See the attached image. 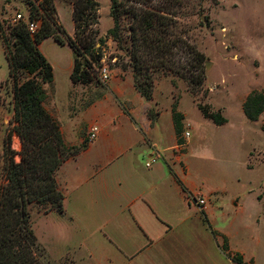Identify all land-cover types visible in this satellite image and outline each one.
<instances>
[{
  "label": "rangeland",
  "instance_id": "obj_1",
  "mask_svg": "<svg viewBox=\"0 0 264 264\" xmlns=\"http://www.w3.org/2000/svg\"><path fill=\"white\" fill-rule=\"evenodd\" d=\"M97 1L99 37L104 40L102 63L110 72L107 82L97 76L91 84L80 85L84 90L73 89L71 49L52 38L44 39L40 45L54 72L53 85L46 86L49 96L45 107L57 120L59 116L66 122L67 109L72 113L85 107L104 97L112 83L133 75L129 44L120 46L108 36L113 26L110 0ZM55 6L62 25L73 36L71 5L55 0ZM29 10V0H0L2 20L13 22L18 13L27 18ZM185 13L187 17L182 23L188 29L189 40L206 57L203 91L192 95L183 79L160 70L153 74V94L157 89L163 95L158 94L163 109H169L177 101L179 110L186 115L188 127L182 137L185 132L190 133L189 146L186 152L183 138L184 146L176 147L175 152H186L182 178L194 193L190 199L195 195L205 197L207 209L212 207L209 212L212 229L227 235L232 249L248 258L254 257L249 264H264V113L258 122H251L242 110L251 91L264 92V0H197ZM73 94L80 102L71 100ZM197 104H208L215 110L223 108L221 113L228 123L214 125L203 118ZM12 116V85L0 41V189L5 184V149L14 127ZM128 135L134 138L135 134L128 129ZM9 147L15 162H19L21 140L14 132ZM29 209L33 232L50 257V264H76L71 250L82 235H91L96 225H74L55 212L44 214L49 206L37 203ZM202 219L203 222L199 213L190 211L185 224L170 225L168 235H212L203 216ZM219 264L233 263L222 257Z\"/></svg>",
  "mask_w": 264,
  "mask_h": 264
},
{
  "label": "trees",
  "instance_id": "obj_2",
  "mask_svg": "<svg viewBox=\"0 0 264 264\" xmlns=\"http://www.w3.org/2000/svg\"><path fill=\"white\" fill-rule=\"evenodd\" d=\"M72 7L74 34L70 36L59 20L55 0H29L26 19L13 22L0 18V41L12 85L14 127L8 134L5 149V184L0 189V264H50V257L39 243L31 225L30 205L49 206L44 214L64 213V195L57 181V172L69 158L89 144L68 145L60 122L46 109V86L54 82L53 67L40 50L44 39L52 38L68 45L73 53L70 80L73 86L89 85L102 66L99 37V3L97 0H63ZM197 0H110L113 26L108 36L120 46L128 43L129 66L133 70L136 91L146 100L153 98V74L168 71L183 79L192 95L200 94L206 80V57L189 40L182 23L185 9ZM203 0H199L201 2ZM28 22L38 23L32 32ZM99 45V46H97ZM203 118L216 126L228 123L221 110L208 104H197ZM243 113L252 122L264 113V92L251 91L246 97ZM177 145L184 144V115L178 102L172 106ZM150 119L152 110L148 111ZM264 131V129H263ZM21 140V159L15 162L9 144L11 134ZM183 191L186 188L179 181ZM211 234L214 231L204 216ZM223 253L237 264L244 263L239 255H230L226 238Z\"/></svg>",
  "mask_w": 264,
  "mask_h": 264
},
{
  "label": "crops",
  "instance_id": "obj_3",
  "mask_svg": "<svg viewBox=\"0 0 264 264\" xmlns=\"http://www.w3.org/2000/svg\"><path fill=\"white\" fill-rule=\"evenodd\" d=\"M72 88L84 90L80 85ZM158 94L162 95L155 89L152 100L144 99L136 91L132 75H126L112 83L104 97L72 113L67 109L66 122L57 116L68 145H83L91 125L97 124L100 131L95 141L59 168L64 213L48 214L55 212L74 225H96L93 233L82 235L71 250L76 264H219L222 257L237 264L223 253V238L230 255H239L249 264L254 257L232 249L227 235L220 231L213 229L220 234L216 238L168 235L170 225L185 224L190 211L199 213L202 222L204 213L213 228L209 219L212 207L206 206L202 212L191 204L190 194L194 193L182 178L189 137L186 152L177 154L174 102L163 109ZM71 100L80 102L76 94ZM151 108H155L152 119L148 116ZM180 112L186 129V115ZM151 157L158 160L147 167Z\"/></svg>",
  "mask_w": 264,
  "mask_h": 264
},
{
  "label": "built area",
  "instance_id": "obj_4",
  "mask_svg": "<svg viewBox=\"0 0 264 264\" xmlns=\"http://www.w3.org/2000/svg\"><path fill=\"white\" fill-rule=\"evenodd\" d=\"M34 3H38L41 0H31ZM26 19L25 16L21 13H18L16 15V18L14 20H22ZM29 29L34 32L38 28V23L36 22H28ZM102 63V61H101ZM98 77L102 82H107L110 78V72L108 71V68L102 63V66L99 69L98 72ZM100 128L97 124L91 125L87 131L86 135V141L88 143H91L95 141L99 135ZM190 136L189 132H185L183 138L186 139ZM178 146H184V144L178 145ZM177 146V147H178ZM157 157H151L148 162L146 163L147 167L152 166L156 162ZM191 204L194 206L200 208V209H205L207 206V199L203 197L202 195H195L191 199Z\"/></svg>",
  "mask_w": 264,
  "mask_h": 264
},
{
  "label": "bare ground",
  "instance_id": "obj_5",
  "mask_svg": "<svg viewBox=\"0 0 264 264\" xmlns=\"http://www.w3.org/2000/svg\"><path fill=\"white\" fill-rule=\"evenodd\" d=\"M16 145H17V142H16Z\"/></svg>",
  "mask_w": 264,
  "mask_h": 264
}]
</instances>
